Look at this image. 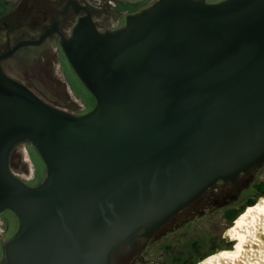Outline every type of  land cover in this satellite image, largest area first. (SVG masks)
Instances as JSON below:
<instances>
[{
  "label": "water",
  "instance_id": "obj_1",
  "mask_svg": "<svg viewBox=\"0 0 264 264\" xmlns=\"http://www.w3.org/2000/svg\"><path fill=\"white\" fill-rule=\"evenodd\" d=\"M63 50L96 99L85 116L42 102L0 55V216L20 223L4 264H122L264 164V0H159L119 33L82 19ZM21 145L46 166L37 186L11 169Z\"/></svg>",
  "mask_w": 264,
  "mask_h": 264
},
{
  "label": "flooded vegetation",
  "instance_id": "obj_2",
  "mask_svg": "<svg viewBox=\"0 0 264 264\" xmlns=\"http://www.w3.org/2000/svg\"><path fill=\"white\" fill-rule=\"evenodd\" d=\"M195 1L213 5L227 0ZM158 2L159 0H0V55L6 56V59L1 62L2 69L9 78L23 85L51 108L74 116H84L85 113H90L95 106L89 110L83 104L84 108L81 113H71L67 108V103L56 92L66 90L64 85L58 84L53 79L54 69L58 64L60 73L62 68L64 69L65 62L70 65L63 50L64 42L72 38L75 28L82 19H89L101 34L119 33L126 29L131 17L152 9ZM39 76L48 78L52 82L51 87L40 80ZM27 146L33 148L30 145ZM248 175L241 174L239 177ZM239 177L235 182L219 181L205 191L196 201L167 221L147 242L140 244L136 250L137 255L144 247L153 244L158 246L168 235L174 234L183 225L202 216L210 207L216 208L218 199L229 193L230 188L240 186L237 193L241 195L245 184L244 182L240 184ZM255 191L257 197L262 196L264 187L255 188ZM253 201L254 199L251 198L246 204H252ZM237 211V209H229L225 212V217L229 220ZM1 226L0 241L5 256L4 245L15 234L10 240L5 241L6 226L3 222ZM198 245L199 243L191 244L190 251L196 250ZM161 247L170 250L167 244H162ZM186 249L180 252L184 253ZM180 254L171 256V264L185 257ZM125 261L127 258L121 263L125 264ZM4 263L5 258L2 264Z\"/></svg>",
  "mask_w": 264,
  "mask_h": 264
},
{
  "label": "rangeland",
  "instance_id": "obj_3",
  "mask_svg": "<svg viewBox=\"0 0 264 264\" xmlns=\"http://www.w3.org/2000/svg\"><path fill=\"white\" fill-rule=\"evenodd\" d=\"M59 71L58 64L54 69L53 79L58 84L64 85L66 90L56 92L58 96L67 103V108L71 113H81L84 108L83 104H85L89 110L94 108V106L96 107V99L70 65L65 62L64 69L62 68L61 73ZM39 77L40 80L51 87L52 82H50L48 78L43 76ZM87 114L89 113H85L84 116ZM16 161L17 165H15ZM10 166L13 172L30 186H37L46 179L47 173L44 162L38 152L27 145H21L14 151ZM248 174V176L239 177L238 181H240V184L242 182L245 184L241 195L237 193L240 186L237 188H230L229 190L231 191L229 193L222 195L218 199L216 208L210 207L202 216L183 225L181 229L174 234L168 235L158 246L153 244L144 247L138 255L137 251L134 252L129 256L127 261H125V264H132V262L133 264H171V256L176 254L179 255L181 253L180 251H183L184 248L187 249L180 255L185 257L182 258L181 261L172 264H200V262L204 260L202 259L199 261L200 258H208L209 255L211 256V254L213 255L216 252L233 249L235 242H231L228 239L226 232L232 228L236 222L234 223L228 220V218L225 217V212L229 209H237L238 211L245 210L248 206L246 203L249 199L253 198L255 203H259L264 198L262 196L257 197L255 191V186L264 181V164ZM240 216L238 218H240ZM0 218V229L2 227L1 223L3 222L7 230V233L4 235L5 241H8L13 234L17 233L20 226L19 220L11 211L3 213ZM193 243H199V245L196 250L191 252L190 246ZM162 244L169 245L170 250L163 249L161 247ZM4 258L3 245L0 241V264L3 263Z\"/></svg>",
  "mask_w": 264,
  "mask_h": 264
},
{
  "label": "bare ground",
  "instance_id": "obj_4",
  "mask_svg": "<svg viewBox=\"0 0 264 264\" xmlns=\"http://www.w3.org/2000/svg\"><path fill=\"white\" fill-rule=\"evenodd\" d=\"M226 236L233 249L214 253L200 264H264V198L237 219Z\"/></svg>",
  "mask_w": 264,
  "mask_h": 264
},
{
  "label": "trees",
  "instance_id": "obj_5",
  "mask_svg": "<svg viewBox=\"0 0 264 264\" xmlns=\"http://www.w3.org/2000/svg\"><path fill=\"white\" fill-rule=\"evenodd\" d=\"M262 187H264V181H262L260 184H258V185H256L255 186V188L256 189H260V188H262ZM262 197H264V194L262 195ZM258 203L256 202L255 203V201H253L252 202V204H249L246 208H245V210L248 208V207H251V206H253L254 207V205H257ZM244 209L243 210H241V211H237L236 212V214L232 217V218H230L229 220L231 221V222H233L234 221V223L236 222V220H237V218L245 211ZM212 255V254H211ZM210 256V255H209ZM206 257H204V258H200L199 259V261L200 260H202V259H205ZM196 264V263H195Z\"/></svg>",
  "mask_w": 264,
  "mask_h": 264
}]
</instances>
